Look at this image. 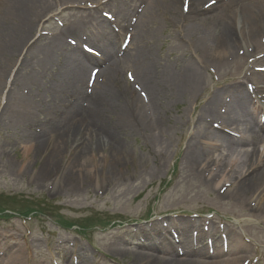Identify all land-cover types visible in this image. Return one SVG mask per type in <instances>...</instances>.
<instances>
[{"label":"rangeland","instance_id":"rangeland-1","mask_svg":"<svg viewBox=\"0 0 264 264\" xmlns=\"http://www.w3.org/2000/svg\"><path fill=\"white\" fill-rule=\"evenodd\" d=\"M114 1L117 0L112 2ZM121 1L132 3L134 0ZM109 2L110 0H48L46 16L42 15L43 18L41 17L33 32L34 42L37 40L38 47H43L45 40L60 33L64 44L72 47L68 42L78 43L77 48L81 50L86 33L79 32L74 36L64 31L71 25L86 26L93 32L99 31L101 22H107L103 13L116 18L120 27L125 25L124 16L117 9L111 8ZM120 3L118 0L117 5ZM206 3V0L201 1V7ZM141 7L144 8V5ZM142 10L137 8L135 12L138 15L144 12ZM177 12L179 16L185 15L181 0ZM132 17L130 15L125 20L131 22ZM206 17L200 20L203 16H198L194 23L207 25L210 16ZM208 30L212 37L219 38L223 35L221 29L209 26ZM152 32L154 34L144 39L147 52L159 55L169 62L173 71H180L181 74L193 64L199 65L205 72L202 88L196 92L191 102L184 103L179 97L168 94L167 90L162 93L159 105H156L155 119L152 114L147 113L149 106H145L148 122L157 120L158 131L144 132L141 126L131 120L137 133L122 140V136L117 133L120 126L118 117L116 114L111 117L106 115L104 119L110 124L108 127L113 133L117 134L119 147L122 148L113 151V145H110L91 152L90 149H95L97 144L94 141L90 145L85 140V166L79 168L80 158L75 159V149L80 142L74 141L76 135L73 132L62 142L61 151L51 152L54 146L44 145L41 153L30 157L25 153L30 146L29 130L38 137L43 136L45 130L40 123L23 124L22 131L12 121L9 125L7 123L10 130H6V133L0 130V207L12 211V214L8 212L10 217H0V264H8L15 257L20 259L21 264H176V261L170 259L165 262L159 253L147 252L142 248L147 243L146 240L156 246L160 244V232L157 235L153 232L155 226L157 231H163L166 226L169 232L176 233L180 238L179 245L168 236L171 233L165 235L175 249L185 246L196 250L194 254L204 253L209 259L220 255L224 261L219 264H264V209L262 208L261 213L256 212L259 208L257 199H251L246 194L234 196L235 198L225 197V191L231 187L225 191L222 188L225 184H231L222 183L224 180L214 175L215 168H210L211 172L210 169L199 172V168L194 165V171L199 173L196 175L190 172L183 159L186 144L196 130V122L202 116L200 110L205 102L216 92L218 94L229 89L235 82L244 84L242 87L246 90L247 82L255 84L254 80L259 78L260 70L264 69V35L257 36L258 44L263 50L254 52L249 44L242 43L238 48L243 49V54H238L237 48L234 49V55H237L239 61L234 59L219 63L221 68L217 70L199 59L200 53L184 38L180 26L168 27L158 17ZM131 35L135 37L131 45L132 52L135 53L139 46L137 39L140 43L141 40L134 31H131ZM85 44L89 45V42ZM43 56L44 54L39 55L33 62L40 63ZM60 66L62 62L55 60L53 69L40 72L42 75L36 100L42 105L47 104L54 112L51 117L47 116V123H51L52 117L69 111L71 104L76 101L66 95L63 89L66 78L62 73L54 80L51 79L55 74L54 69L58 70ZM93 66H88L82 72L84 93L86 77ZM131 66L128 62L123 68L121 88L125 86L133 90L125 77L126 71L135 75ZM13 68L0 89V115L18 69L16 66ZM22 73L29 74L30 70L23 69ZM53 81L55 85H60L59 90H53ZM16 88L20 89V94L24 97L31 96L29 87ZM32 90L35 92L36 89ZM224 97L226 98L222 96ZM86 101L81 100L79 105L83 103L84 110L87 109L86 105L91 109ZM112 104L122 106L123 101L113 100ZM120 109L116 108V113ZM42 113L43 109L36 108L35 114L41 119L44 118ZM219 113L223 114L224 111ZM71 121L74 125L80 124L76 119ZM84 123L89 125L88 121ZM206 124L215 131L208 121ZM217 124L220 126V123ZM245 149L246 146L242 147V150ZM258 149L261 152L264 143H259ZM217 155H220L219 151L214 153V157ZM223 155H226V161L223 162L225 174L232 169L236 173L238 171L235 176L239 177L247 171L248 166L242 169L240 167L242 154L230 155L223 152ZM52 158L56 159L53 171H44L45 162ZM79 179L83 182H79ZM205 181L210 185H206ZM11 200L15 202L11 204ZM29 209L44 211V214L33 213L29 217L22 215ZM97 217L101 220L94 222ZM83 219H90L92 222L85 231L70 227ZM110 220L114 221V225L106 227ZM184 222L189 224L186 236L177 231ZM237 244H242L244 248H239ZM234 245L237 246L235 250ZM136 246L141 247V251ZM177 258L184 259L179 256ZM158 260L164 262H157ZM213 261L215 260H211Z\"/></svg>","mask_w":264,"mask_h":264},{"label":"bare ground","instance_id":"bare-ground-1","mask_svg":"<svg viewBox=\"0 0 264 264\" xmlns=\"http://www.w3.org/2000/svg\"><path fill=\"white\" fill-rule=\"evenodd\" d=\"M60 1L65 2V0ZM112 1L109 2L110 7H113L114 10L117 9L118 13L122 17L124 16L123 22L125 25L121 27L119 34L112 31L108 23L104 21L99 25L100 30L96 32L89 31L86 26L78 27L76 25H71L64 30L74 36L79 32L86 33L88 35V46L93 50H98L97 54L101 55L97 59L85 54L78 48L64 44L60 38V33L49 40L44 39L45 45L38 47V41L34 42L32 36L42 15L46 16L45 10L48 0H0V89L5 85V80H7L11 70L14 69L13 66L18 68L13 76L11 89L1 110L0 130L6 133L10 130L8 125L12 121L19 125L16 128L22 129L23 124L40 123L42 129L45 130L43 136L40 137L29 130L28 142L30 146L25 151L26 156H37L43 151L44 145L54 146L51 152L61 151L62 142L69 138L73 132L76 135L74 141L80 142L75 149L77 151L75 159L80 158L81 165L79 168H82L85 166L84 160L87 156L85 153L86 147L84 146L85 140H88L90 145L96 142L97 146L95 149L91 148V152H97L99 149H105L110 145H113L111 148L113 151L122 148L119 147L117 134L113 133V130L108 127L110 124H107L104 116L109 115L111 117L116 114L118 125H120L117 133L122 136V140H127V137L135 136L137 133L136 128L131 125V120L137 126H141L144 132L154 133L159 130L157 120L153 123L148 122L149 118L145 114L146 104L143 100L145 97L149 106L147 113L148 115L152 114L154 119L157 115L156 105H159L162 93L167 90L169 91L168 94L179 97L184 103L193 100V96L202 88V81L205 76L204 70L199 65L195 66L193 64L185 69V73L181 74L180 71H173L168 61H165L159 55L147 52L145 49L144 39L152 33L154 34L152 27L158 17L162 18L164 24L168 27L180 26L184 38L188 39L197 53H200L199 59L213 65L217 70L221 68L219 63L233 59L239 61L237 55H234V49L237 48L236 52H238V45H242V43L249 44L254 52L260 51V49L263 50L262 46L258 44L257 36L264 35V0H206L215 3L207 10L201 7L200 3L203 0H185L187 6L190 5L186 16L178 15L177 7L180 0H134L132 3L120 0L121 3L118 5V0L116 2ZM142 5H144V12L138 14L136 22L130 26V23L125 19L130 15L134 16L136 9H141ZM207 15L210 16V22L207 25L194 23L197 16H203L200 19L203 20L207 18ZM201 26L203 27L200 28ZM209 26L214 29H221L222 37H212L211 32L208 30ZM130 27L134 30L136 36L140 38L141 43L137 39L139 46L134 55L129 51L125 53L122 61L115 60L111 63L116 53L115 44L117 39H124ZM134 39L135 37L132 36V41ZM28 45L29 47H27ZM26 47L27 49L23 53ZM42 54L44 56L40 63H34L33 61ZM55 60L62 62V66H60L61 68L58 67V70L54 69L55 74L51 76V79L54 80L57 75L62 73L66 78V86L63 89L66 95H70L71 100L75 98L76 101L71 104L72 107L69 111L60 114L58 117H52L51 123H47V116L50 115L49 117H51L54 112L50 110L47 104L42 105L37 102L36 97L38 96L39 79L42 75L40 72H44L48 68L53 69ZM128 62L132 65L131 67L135 73L134 87L137 90H130L125 86L121 88L123 68ZM97 63H100V69L103 67L100 77L103 81L101 84H96L94 92L87 96L82 91V72L88 66ZM23 69L30 70V73L25 75L22 73ZM91 71L89 70V74ZM259 75V78L254 80L255 84L250 83L254 87L260 85L264 80V74ZM52 85L53 90L60 89V85H55L54 81ZM16 86L18 88L19 86L29 87L31 96L24 97ZM242 86L239 81L235 82L229 89L219 92L221 95L216 92L213 97L205 102L200 110L202 116H199L196 122V130L186 144L183 159L190 172L196 175H199V173L194 171V165L199 168L197 169L199 172L207 171L212 167L215 168L214 175L220 176L222 181L224 180L222 183L231 184L229 186L231 189L225 191L227 192L225 197L235 198L234 196H240L241 194L251 196V199H257L258 201L257 207L259 208L256 209V212L261 213L264 209V149L259 153L258 144L264 143V121L261 122L259 117H255L252 119V125L250 126L240 120L242 116L249 114L247 102L250 100L249 93ZM34 88L36 89L35 92L32 90ZM222 96H226V98H222ZM54 97L56 96L54 95ZM83 99L87 100L86 102L89 106L91 105V109L87 107L84 110L79 105V102ZM121 99L123 101L122 106H113V100L120 102ZM36 108L43 109L42 116L44 115V118L41 119L40 116L35 114ZM116 108H121V111L116 113ZM221 110L224 111L223 114L219 113ZM71 119H76V122H80V124H72ZM85 121H88L89 125L86 126ZM207 121L212 127L220 123L226 129L232 128L240 134L241 138L237 140L223 131L211 130L206 124ZM91 128L96 129V131L93 132ZM30 136L34 137L30 138ZM205 142L206 144H202ZM244 146H246V149L242 150ZM216 151H219L220 155L214 157ZM223 152L230 155L242 154L243 160L240 167L242 169L248 166L247 171L239 177L235 176L238 171L236 173L232 169L230 173L225 174L223 162L226 161V155H223ZM48 159L43 169L51 173L56 159ZM80 181L83 182L82 179H79ZM205 183L210 185L208 181H205ZM188 229L189 224L184 222L178 228V232L180 235L186 236ZM146 241L147 243L142 248L147 252L159 253L165 262L171 260L176 261V264H219V262L224 261V258L220 255L209 259L204 253H200L195 260L188 249L185 250L184 259L181 260L175 255L169 239L162 236V234L158 246L150 240ZM237 245L239 248L243 246L242 244ZM140 248L136 246L138 251H141ZM233 249H237V246L234 245ZM80 250L82 254H85L82 249ZM213 259L215 261L211 262ZM157 262L164 261L158 260ZM8 264H21V262L19 258L15 257Z\"/></svg>","mask_w":264,"mask_h":264}]
</instances>
